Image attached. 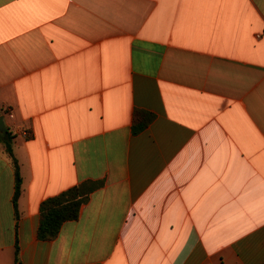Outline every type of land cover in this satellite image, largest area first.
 <instances>
[{
	"label": "crops",
	"instance_id": "crops-1",
	"mask_svg": "<svg viewBox=\"0 0 264 264\" xmlns=\"http://www.w3.org/2000/svg\"><path fill=\"white\" fill-rule=\"evenodd\" d=\"M0 116V264H264V0H0Z\"/></svg>",
	"mask_w": 264,
	"mask_h": 264
},
{
	"label": "trees",
	"instance_id": "trees-1",
	"mask_svg": "<svg viewBox=\"0 0 264 264\" xmlns=\"http://www.w3.org/2000/svg\"><path fill=\"white\" fill-rule=\"evenodd\" d=\"M153 119V115L137 110L135 112V123L133 131L135 134L142 132ZM14 136L6 130L0 135V143H4L6 151L12 160L15 176V192L13 204L16 217L18 218V200L22 192L23 179L21 169L13 151ZM99 187L98 183L85 182L60 193L57 196L47 198L40 207L41 220L38 228V238L40 240H52L58 236L64 223L76 220L79 217L82 205L88 200L92 191ZM20 261V246L16 242L15 263Z\"/></svg>",
	"mask_w": 264,
	"mask_h": 264
},
{
	"label": "water",
	"instance_id": "water-1",
	"mask_svg": "<svg viewBox=\"0 0 264 264\" xmlns=\"http://www.w3.org/2000/svg\"><path fill=\"white\" fill-rule=\"evenodd\" d=\"M5 130H6V128H5V124H4V118H3V116H0V131L3 132Z\"/></svg>",
	"mask_w": 264,
	"mask_h": 264
},
{
	"label": "built area",
	"instance_id": "built-area-1",
	"mask_svg": "<svg viewBox=\"0 0 264 264\" xmlns=\"http://www.w3.org/2000/svg\"><path fill=\"white\" fill-rule=\"evenodd\" d=\"M25 136L29 137V136H30V134H29V133H25Z\"/></svg>",
	"mask_w": 264,
	"mask_h": 264
}]
</instances>
